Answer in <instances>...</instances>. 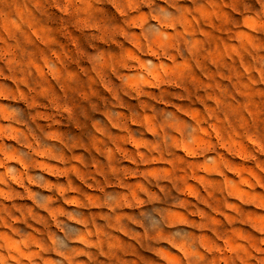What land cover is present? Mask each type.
<instances>
[{
    "label": "rangeland",
    "instance_id": "rangeland-1",
    "mask_svg": "<svg viewBox=\"0 0 264 264\" xmlns=\"http://www.w3.org/2000/svg\"><path fill=\"white\" fill-rule=\"evenodd\" d=\"M0 264H264V0H0Z\"/></svg>",
    "mask_w": 264,
    "mask_h": 264
}]
</instances>
